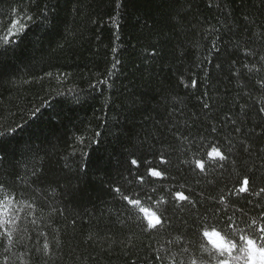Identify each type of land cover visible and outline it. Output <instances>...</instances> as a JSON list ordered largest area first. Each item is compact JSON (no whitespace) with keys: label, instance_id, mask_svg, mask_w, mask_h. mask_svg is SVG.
Returning <instances> with one entry per match:
<instances>
[{"label":"trees","instance_id":"obj_1","mask_svg":"<svg viewBox=\"0 0 264 264\" xmlns=\"http://www.w3.org/2000/svg\"><path fill=\"white\" fill-rule=\"evenodd\" d=\"M260 108L264 0H0V201L24 237L0 264H216L221 207L264 215Z\"/></svg>","mask_w":264,"mask_h":264},{"label":"snow or ice","instance_id":"obj_2","mask_svg":"<svg viewBox=\"0 0 264 264\" xmlns=\"http://www.w3.org/2000/svg\"><path fill=\"white\" fill-rule=\"evenodd\" d=\"M195 84V82H193ZM204 108H208L209 105L207 103L203 104ZM260 112L264 113V108L259 109ZM212 132H216L217 129L214 127L211 128ZM231 147V145H229ZM248 149H245L247 151ZM207 156L210 158L213 162L218 161H224L227 159V155L225 152L220 150L218 147L213 148L210 152L206 153ZM162 162L163 159H162ZM132 165H138V161L136 159L131 160L130 162ZM208 165L205 164V162L202 159H197L195 161V168L198 169L200 172H205ZM149 175L151 177H161L162 172L157 169H149ZM141 182H143V177L139 178ZM261 180L264 181V177H261ZM238 183L240 184V187L238 188V193L240 194H247L250 192L251 184H252V177L245 175V177L242 180H239ZM117 192L120 191L119 188L116 189ZM264 194V186H261L259 188V192L256 193V195H262ZM15 198L12 197L10 200H4L0 201V240L6 241L7 246L4 248L5 253H8L11 248L17 244L23 241L24 237L21 235V229L19 227L18 221L20 217L16 215L17 212H20L21 209H13L9 205ZM124 201L128 206L131 207H138L140 205V201L137 198H133L130 195H124L123 196ZM175 200H178L181 202V207H183L184 204L190 203L189 196L182 192H177L175 197ZM220 204H224V200H220ZM31 207V205H29ZM143 211V210H142ZM164 211L166 212L167 209L165 208ZM221 214L225 216V222L223 224V229H227V232L225 233L223 229L217 230L213 229L216 232H218L224 239L229 240V236L233 234H237L239 236V240L247 246L248 244H251L257 252L264 253V215L258 216L256 218H246L242 220V223L245 225V227L241 228L232 217L227 216L226 209L221 207L220 209ZM262 212H264V209H262ZM215 214V210L213 212ZM164 215L163 213H157L154 212L151 215H149L146 219V221L142 225V230H148L151 232H160L161 230L165 229L164 224ZM35 221H33L34 223ZM212 230V231H213ZM209 231H204L203 236L206 237ZM247 233V234H246ZM15 234V236H14ZM199 234V233H198ZM232 243L229 245V253L231 257L240 256V260L238 261V264H246L248 257L246 255H242L240 253V246L238 247L237 243L230 239ZM51 246L49 243L45 242L43 244V253L44 255H50ZM186 252L187 249H184ZM234 251H236L238 254L233 255ZM8 257H5V264H7ZM160 259H163V257H160ZM229 260L232 261V259H220L221 264H229ZM191 264H196L195 260L191 261Z\"/></svg>","mask_w":264,"mask_h":264},{"label":"clouds","instance_id":"obj_3","mask_svg":"<svg viewBox=\"0 0 264 264\" xmlns=\"http://www.w3.org/2000/svg\"><path fill=\"white\" fill-rule=\"evenodd\" d=\"M208 244L211 249L214 251H210L209 247H204L201 245L204 252H207L212 256L213 260L216 261V264H221L220 259L218 257H225L224 259H232L233 264H238L240 260V256L231 257L229 253V245L232 241L224 239L218 232L213 230L211 232L210 237H206ZM240 253L242 255H246L248 260L246 264H264V253L257 252L256 249L248 244L245 246L243 243L240 244Z\"/></svg>","mask_w":264,"mask_h":264}]
</instances>
